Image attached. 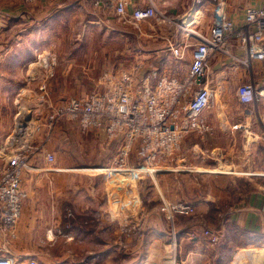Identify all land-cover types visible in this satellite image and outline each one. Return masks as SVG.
Segmentation results:
<instances>
[{
    "label": "crops",
    "instance_id": "0c3cea01",
    "mask_svg": "<svg viewBox=\"0 0 264 264\" xmlns=\"http://www.w3.org/2000/svg\"><path fill=\"white\" fill-rule=\"evenodd\" d=\"M151 2L174 22L144 21L138 30L112 14L91 13L93 9L88 0H33L30 4L23 0H0V150L3 151L0 152V162L19 151V148L10 151L5 148L12 144V132L18 127L21 114L27 116L25 125L34 124L40 128L42 122L35 119L36 115L50 113L54 99H79L96 89V81L90 90L79 79V82L76 79L71 82V54L59 59L53 55L46 57L45 50L54 48L53 45L62 51L70 50L72 43L67 42L65 35L75 29L73 25H77L79 44L87 42L92 28L111 33L117 36L116 40L120 34L138 33L142 39L140 49L146 52L141 60L143 65L149 66L143 71H147L144 75L153 68L178 78L186 73L191 64V53L188 59L181 61L168 50V42L178 44L184 38L180 24L187 17L186 23H189L196 11L198 17L195 15L191 26L203 34H211L214 20L211 4L206 2L203 6H196L195 0H130L128 11L147 7ZM228 2L229 15L240 20L247 6H260L262 0ZM79 44L72 46L79 49ZM40 52H44V56L37 59ZM263 69L258 63L257 70L262 71L258 76L260 83H264ZM212 70L217 95L213 105L203 114L211 131L187 134L175 162L166 161L160 165L158 198L160 202L164 199L166 202L177 200L192 204L204 217L215 210V219L223 228L218 230L219 241L213 244L204 233L208 225L203 220L191 218L182 222L174 219V247L181 264H202L204 256L215 255L216 246L224 251L239 238L245 246L235 249L231 264H264L262 129L251 106L242 104L236 94L237 87L248 81V73L243 68L227 69L217 58L212 62ZM227 81L238 85L231 92L233 103L227 100L230 93L226 89ZM72 84L76 87L74 91L71 90ZM73 125L79 129L77 123ZM61 131L54 137L69 143L73 130L62 127ZM91 134L95 139L98 135L106 136L103 132ZM26 139L29 138L26 136ZM39 139L42 137L35 136L32 142ZM40 143L46 147L45 142ZM118 144L119 139L107 143L116 149ZM48 151L55 156L53 164L48 163L42 154H35L29 160L31 169L24 172L22 189L27 197L14 242L23 245L47 240L52 243L62 238L67 244H105L104 250L87 251L82 257H77L69 248L60 262L55 258L48 264H119L118 249L112 244L117 246L119 240L117 217L126 185L120 186L117 171L107 170L117 166L115 159L110 156L108 162L95 160L94 163L87 155L63 156L54 147ZM240 178L254 188L253 193L231 202V196L238 194L232 181ZM226 201H230L227 212H217L215 203L225 204ZM67 211H73L77 219H70ZM166 221L165 217H157L153 223L161 234L167 233ZM209 224L213 226L215 223L209 221ZM155 239L150 238L152 244L160 242ZM222 239L225 241L220 243ZM24 255L25 259H30L29 263L35 260L30 253Z\"/></svg>",
    "mask_w": 264,
    "mask_h": 264
},
{
    "label": "built area",
    "instance_id": "2783aa9c",
    "mask_svg": "<svg viewBox=\"0 0 264 264\" xmlns=\"http://www.w3.org/2000/svg\"><path fill=\"white\" fill-rule=\"evenodd\" d=\"M206 2L211 4L214 17L211 34H203L191 26L195 15L198 17L196 11L189 23H186L187 17L180 24L184 38L178 44L168 42V50L181 61L191 53V64L181 78L165 75L159 68H153L140 80L135 77L138 72L107 71L96 80L93 92L53 108L45 124L47 135L51 136L61 120L67 119L76 122L84 133L103 132L110 140L121 137L122 156H127L134 141L141 139L139 154L145 160V167L157 166L155 154L158 153V169H151L158 172L165 160L174 159L178 154L187 134L211 131L203 114L217 95L212 70V62L217 58L227 69L247 71L248 81L237 87L236 94L242 104L251 106L264 143V83L256 78L257 64L264 67V0L260 6H247L240 20L229 15L228 0H195V5L203 6ZM88 3L95 14H112L138 30L144 21L174 22L152 2L131 13L128 11L130 0H88ZM35 154H42L48 163L55 162L54 154L44 144L27 145L23 151L0 162V241L3 243L0 264H14L13 253L4 244L14 242L17 237L27 197L22 189L24 172L31 169L29 160ZM107 170L135 171L116 167ZM142 170L139 168L136 172ZM169 205L163 209L170 212L172 220L173 211L184 215L195 212L189 203ZM204 233L213 244L219 241L215 231L206 229ZM30 264L38 262L32 260Z\"/></svg>",
    "mask_w": 264,
    "mask_h": 264
},
{
    "label": "rangeland",
    "instance_id": "374dc122",
    "mask_svg": "<svg viewBox=\"0 0 264 264\" xmlns=\"http://www.w3.org/2000/svg\"><path fill=\"white\" fill-rule=\"evenodd\" d=\"M23 1L26 4H30L33 2H27L26 0ZM91 13L94 14L93 11ZM92 20L94 21L93 18ZM76 26L73 25L72 27H75V29L70 30V34L65 35L67 42H71L73 45H78L79 43H81L77 40L78 29L76 28ZM91 31L92 33H89L87 42L85 41L83 42V44H79V49H74L75 47H73L71 44L70 50L62 51V49H58V47L54 45V48L45 50L47 52L46 57H50L51 55H53L56 56L57 59L63 58L67 54H71L70 59L72 60V65L70 72L72 83H74V79H76L77 82H79L80 80L82 81V85L86 88H89L90 90L99 76L106 73L107 71L124 70L136 73L138 72V75L135 77L140 79L142 76H145L144 74L147 71L144 73L143 71L146 70V66H149L143 65L142 63L141 58L146 52H143L140 49L142 39L141 37H139V34L137 32V34L133 35L128 33L124 35L120 34L119 39L116 40L115 38L117 36L112 35L111 33L106 34L105 31H99V29L94 30L93 28L91 29ZM40 56H42L43 58L44 52H40L36 56L37 59L38 57L40 58ZM186 59H188V57H186ZM259 71L260 70H257L256 67V78L260 75ZM235 85L236 84L234 82L227 81L226 89L228 90V92H230L227 100L231 103H233L232 100H234L231 92H233L236 86H238ZM71 87L72 91H74V89L76 90V87L73 86V84ZM73 100L76 99H54V106L51 108L50 113L53 108H60L63 103ZM50 113L48 112L45 116L41 114L36 115L35 119H37V121L39 122H42V125L40 124V128L37 127L38 125L36 126L34 124L30 127L29 124L25 125V123H28L26 122L27 116L25 114H21L19 116V121L17 122L18 127L13 130V137L11 135L12 144H10V146L5 149H8L10 151L19 148L18 150L19 152H21L26 148L27 145L39 146L41 144L40 142H45L46 148L48 150L49 148L54 147L58 150L57 153L63 156L79 154L87 155L86 157L89 160L93 159L94 163H96L95 160H103V162H108L110 161L109 157L111 156L110 158L113 157L115 159L114 162H116V159L118 160V163L116 162L117 166H115L116 169L127 168L135 170L133 172L117 171L118 174H120V186L126 185L125 191L127 190L126 193L124 191V197L122 198L123 203H119L120 212H118L117 217L119 228L118 244L117 246L115 245V243L112 244L113 248L117 247L116 249H118L119 264H179V261L181 260L180 256L178 255V250H176L177 248L174 247L175 243L173 240L175 229L172 224L174 219L176 221L177 219H181L182 222L192 219H201L206 225H208V227L206 226V228L215 231L218 234V237H220L218 230L220 231L223 228H221V224H218V221L215 219V216L217 214L215 210L209 211V216L205 217L202 216V213H198V210L197 212L195 210L194 213H190L188 215L173 211L172 220L170 212L163 209L165 206H170L169 204H171L172 206L175 204H179L180 202H178L177 200L166 202L164 199L161 200V202L159 201L160 199L158 198L157 190L159 183L158 172L151 171V169H158L160 163V161L158 160V153L155 154V165L157 166L145 167V160L139 154L141 148V139H137L134 141L127 156H122L124 141H122L121 137H119V144L117 146V149L114 147L112 148V146L107 145V143L108 141L113 140H110L107 136L104 137L98 135L95 139L91 133L96 134L99 132L89 131L84 133L79 130L80 128L77 129L75 125H73V123L76 122L67 119H62L61 122L56 126L51 136H48V129L45 124ZM62 127H70V129L73 130V132H71V140L69 143H65L63 141V138L60 140L57 137H54L55 134H61ZM43 128L44 131L41 132ZM26 136L27 138H29V141L26 139ZM35 136L36 138L41 136L42 139L32 142ZM0 152L3 151L0 150ZM177 157L178 156L176 155L174 159H167L163 163H165L166 161L167 163H174V160H176ZM256 159L257 158L254 157L255 161ZM139 168H144V170H142L141 172H136V170ZM127 180L129 183L127 182ZM221 182L223 184H226V182L223 180ZM233 183L235 184L238 194L231 196V202H237L239 196L248 197L245 195L253 193L254 188L246 183L245 179H235V181H232V184ZM127 185H129L128 189ZM120 199L121 198L119 197V201ZM229 202L230 201H226L225 204L216 202L215 207L218 208L217 212L225 214L228 210ZM67 213L71 216L70 219H74V217H77L73 211H67ZM177 215H181L182 217ZM157 217H165V219H167L165 224V227H167V233L161 234L158 230L157 225L153 224ZM169 221H171L172 223H170ZM209 221L211 223H215L214 225L216 226H211L209 224ZM60 231L63 233V230L60 229ZM159 235L163 237H160ZM151 237L157 238L158 240H160V242L152 244V240H150ZM60 240H62V238L58 239L57 242L52 243L46 240L43 242L26 243L23 245H20L16 242H12L10 244L7 243L4 245L8 247L11 253L15 254L14 264H26L27 262L28 264H30V259H25V253L32 254L33 259H35L38 264H48L50 260L55 258H57V261L60 262V258L63 257L64 253L68 252L69 248L71 249V251H74L77 257H82L87 254V251L99 252L100 250H104L107 247L105 246V244L102 245L94 242H77L73 244H67L63 242V240ZM240 240L241 239L239 238V240L236 239L233 243L231 242V248H227L224 251H221V249L216 246L215 255L208 257L204 256L202 259V264H231V261H233L232 258L234 256L235 249L237 247L245 246L242 240L241 242ZM224 241L225 240L222 239L220 243ZM2 245L3 243L1 242V246ZM165 245L168 246L165 247ZM129 257L131 258L128 259Z\"/></svg>",
    "mask_w": 264,
    "mask_h": 264
}]
</instances>
